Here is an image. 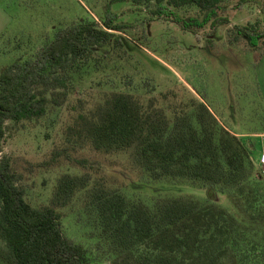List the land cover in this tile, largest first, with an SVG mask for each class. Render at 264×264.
Returning a JSON list of instances; mask_svg holds the SVG:
<instances>
[{
  "label": "trees",
  "instance_id": "obj_1",
  "mask_svg": "<svg viewBox=\"0 0 264 264\" xmlns=\"http://www.w3.org/2000/svg\"><path fill=\"white\" fill-rule=\"evenodd\" d=\"M132 1L145 12L152 2L149 21L183 32L229 23L217 15L224 0ZM189 8L201 19L179 17ZM74 18L45 29L37 49L0 74V264H264V179L249 136L224 127L180 82L159 91L130 77L127 27L109 13L99 23ZM234 30L252 49L264 43L254 26ZM53 113L64 120L60 137L26 171L78 173L58 176L35 209L2 146ZM183 186L201 196L168 190ZM65 209L88 246L63 235Z\"/></svg>",
  "mask_w": 264,
  "mask_h": 264
},
{
  "label": "rangeland",
  "instance_id": "obj_2",
  "mask_svg": "<svg viewBox=\"0 0 264 264\" xmlns=\"http://www.w3.org/2000/svg\"><path fill=\"white\" fill-rule=\"evenodd\" d=\"M239 2L224 0L221 5L223 9L217 15L227 19L228 25L214 30L206 27L194 34L169 22L149 21L148 13L155 11L152 2L145 12L137 9L132 0H0V11L5 16L0 31V37H4L0 40V74L15 57L37 49L45 29L47 32L58 22L75 20L77 13L88 15L97 23L109 13L114 24L127 27L123 37L130 47V63L124 64V71L135 80H152L159 91L172 89L174 83L180 82L199 95L224 127L234 134L249 136L258 168L257 136L264 133V43L260 40L252 49L241 38L234 41L233 32L235 27L249 26L264 32V0H244L241 6ZM178 13L181 18L201 19L195 8ZM98 78L92 77V82ZM84 83L87 90L89 81ZM92 94L96 95V91ZM63 123L61 115L48 114L38 123L25 124L22 130L12 132L3 143L1 157L9 159L21 175L20 186L32 208L48 204L58 176L78 173L67 167L46 173L26 171L28 164L40 162L49 152L60 137ZM168 190L173 195L201 196L187 186ZM219 203L229 208L225 197H220ZM62 213L63 235L88 246L84 230L75 224L73 210Z\"/></svg>",
  "mask_w": 264,
  "mask_h": 264
},
{
  "label": "built area",
  "instance_id": "obj_3",
  "mask_svg": "<svg viewBox=\"0 0 264 264\" xmlns=\"http://www.w3.org/2000/svg\"><path fill=\"white\" fill-rule=\"evenodd\" d=\"M259 150H258V171L260 177L264 179V133L257 136Z\"/></svg>",
  "mask_w": 264,
  "mask_h": 264
},
{
  "label": "crops",
  "instance_id": "obj_4",
  "mask_svg": "<svg viewBox=\"0 0 264 264\" xmlns=\"http://www.w3.org/2000/svg\"><path fill=\"white\" fill-rule=\"evenodd\" d=\"M1 12H2V11H0V18H1L2 16H4ZM4 21H5V16H4V19H0V31H1V28H2L1 25H3Z\"/></svg>",
  "mask_w": 264,
  "mask_h": 264
}]
</instances>
